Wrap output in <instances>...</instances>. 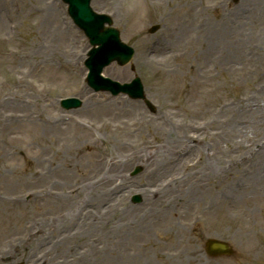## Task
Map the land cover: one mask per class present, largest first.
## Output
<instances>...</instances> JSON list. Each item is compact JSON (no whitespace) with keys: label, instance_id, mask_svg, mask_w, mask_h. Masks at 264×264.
Here are the masks:
<instances>
[{"label":"rangeland","instance_id":"1","mask_svg":"<svg viewBox=\"0 0 264 264\" xmlns=\"http://www.w3.org/2000/svg\"><path fill=\"white\" fill-rule=\"evenodd\" d=\"M50 8L54 15L45 27ZM92 8L109 15L136 50L129 66L113 63L103 75L121 84L139 77L156 110L87 86L84 61L91 46L60 0H0V264H16L20 256L19 264H264V162L241 161L252 144H236L238 135L229 129L244 126L254 149L264 146V114L247 106L264 108V0H93ZM155 25L161 28L152 35ZM218 53L229 56L230 65ZM65 98L82 106L65 111ZM137 114L165 116L168 140L184 142L186 135L211 127L220 134L215 145L213 132L205 133L210 139L183 145L205 151L214 146L223 154V176L199 181L197 171L178 169L149 182L154 166L139 161L124 165L120 174L113 169L107 179L113 213L108 201L97 205V196L75 198L71 189L100 171L82 155L86 148L143 150L148 129H130ZM231 160L238 166L229 167ZM137 167L144 171L132 178ZM178 177L211 191L192 197L189 185L162 184ZM154 187L161 194L153 200L132 202L140 195L136 190ZM127 207L134 210L124 216ZM94 216L105 224L95 225L89 220ZM130 219L142 223L131 228L125 224ZM42 226L43 234L30 235ZM36 236L46 239L33 241ZM208 239L228 242L235 255L209 257ZM63 243L73 247L65 258L59 252Z\"/></svg>","mask_w":264,"mask_h":264},{"label":"bare ground","instance_id":"2","mask_svg":"<svg viewBox=\"0 0 264 264\" xmlns=\"http://www.w3.org/2000/svg\"><path fill=\"white\" fill-rule=\"evenodd\" d=\"M54 15V10L52 8H50V13L48 12V16L46 17L45 20V27H48L49 25V19H52ZM207 49L209 51H213L214 47H207ZM229 55H230V51L228 49ZM218 58L222 61H224L227 65H230L229 62V56H223L222 53H218L217 54ZM232 58V57H231ZM233 61V58H232ZM261 96H264V93L261 94ZM258 94V97H261ZM251 103V102H249ZM98 106L99 105H103L104 101L98 100L97 102ZM241 106L240 110H241ZM245 106V105H243ZM248 108L250 109V112H260L261 114H264V108L261 107V105H259V103H256L255 106L256 108H253L251 106V104L247 105ZM245 108V107H243ZM255 109V110H253ZM109 110V108L107 109ZM242 112V111H241ZM99 113V112H98ZM97 113V115H98ZM236 114H238V112L236 111ZM246 114H248L249 116H254L253 114L249 113L246 111ZM124 120L127 118L126 115H123ZM147 119H149L150 121L148 122ZM233 122V121H232ZM136 123L137 125L131 126L130 129L132 130L134 127L137 128L136 132H143L144 130H146V128L149 131V136H150V140H148L145 144H143V150L140 151H136L133 153H129V154H122L120 153V151H118L117 153L112 152L109 148L105 149V148H99L97 147L95 148H86L83 152L82 155L87 158V160L92 163L95 164L96 166H98L100 168V171L91 179H88L87 182L83 185H81L80 187H73L71 190L76 191V196L75 198L82 200L83 197H91V196H97V198L95 199V201H97V205L99 204H105L106 208L108 209V213L110 214L111 212L113 213V205L110 204L111 199H112V191L111 190H105L104 187L107 186V179L111 178L113 176L112 173L113 169L115 171H117L116 173L120 174L123 172H120L121 169L124 168L126 164L128 163H133V162H139L141 161L143 164H146V167H149V165H153L154 167H152V169L150 170V173H148V176L146 177V179L151 182L152 180H154L155 178H158L160 176H166L169 172H176L178 169H181L180 172H183L184 170L188 171L187 173H189L190 171L193 172L195 174V171H197L196 176L197 179H199V181H203V180H207V178L217 181L219 178V176H223V174L225 173V162L223 161L224 158L223 154L219 153L217 149H214V146H209L208 148H206V151L204 149V147H199L196 146V152L194 151L195 149H191L188 148L187 146H184L183 143H187V142H195V140H199L200 137L201 138H207L210 139L209 137L211 136H207V133L213 132V129H211V127L208 128V130H206V134H200L197 135L194 133L192 134H188L186 135V137L183 138V141H179L178 139H171L169 136V140H168V121L166 119V117H162L158 120H154L152 118H146L143 114H137V118H136ZM57 125H59V122L57 123ZM62 126V125H61ZM213 128V127H212ZM232 128V133L234 135L237 134L238 138H236L235 143L236 144H252V147H247L244 148L246 150V153H244L243 155H241V161L244 162V158L246 159L247 162L252 161V160H256L258 159V163L261 160V162H264V146L262 148H260L259 150L254 149V147L256 148L257 146L252 143L253 139L252 137H250V132L244 128V126H240V128H235L233 125H229V129ZM128 129V128H127ZM126 129V130H127ZM127 133V131H125ZM252 133H253V128H252ZM206 136V137H205ZM212 136H214V138L210 141H213V145L216 144V142L218 141V139H220V134L216 135V132L212 133ZM261 141L256 142V144L260 143ZM235 144V145H236ZM141 149V147H138ZM111 151V152H110ZM189 151V152H188ZM189 154V156L184 157L185 154ZM212 153V154H211ZM209 155H212L209 156ZM153 156L154 159H159V163H155V161L153 160H149V158ZM204 158V159H203ZM153 161V162H152ZM230 162V166L229 167H233L234 166H238V162L237 161H229ZM67 168H75L73 165H70L69 163L66 164ZM190 170V171H189ZM193 174V176H194ZM99 177V178H98ZM256 176H251L248 179H255ZM96 180V181H93ZM164 182V181H163ZM107 183V184H106ZM162 184H165V187H174L175 185H189L188 186V190L186 191L187 193H189V196L192 197H196V196H203L206 192L211 191L208 189H205L204 191H201V189H197L196 185L198 186V184H196L195 182H189L188 180L185 183H182V180L175 178L173 179L172 182H164ZM202 184L199 185V187H201ZM167 188V190H168ZM139 189V188H136ZM140 190V189H139ZM135 191L136 193L140 194L143 196V199L147 202L150 200H153L155 197H157L159 194H161V190H159L158 188L153 189V191L148 190V188H142L141 191ZM159 190V191H158ZM71 194V191H70ZM164 194V193H163ZM72 195V194H71ZM170 196H174L176 199H178L179 197L177 196V193L175 194H171ZM69 198V197H68ZM161 200L160 202H163L165 200V195L160 197ZM174 198V199H175ZM85 199V198H84ZM158 202V205L159 203ZM99 203V204H98ZM150 204V203H149ZM79 206H82L80 203H78ZM100 206V205H99ZM126 206H123V208ZM154 207V203H152V209ZM202 209V208H201ZM124 210V216H129V213L133 212V208H125ZM202 211L204 212V210L202 209ZM112 216V215H111ZM96 219V220H94ZM124 219V218H123ZM122 219V220H123ZM90 221L94 222L95 225L101 226V224H105L103 223L104 218L101 217H96L94 216L93 220L89 219ZM121 220V221H122ZM120 221V222H121ZM142 223L141 221H137L136 219H130L128 221H126V225L130 226L131 228L133 226H135L138 223ZM43 230V226L41 228L38 229V232L36 234L33 235V233H31V236H35V235H39V234H43L42 232ZM32 237V238H33ZM31 238V239H32ZM41 236H39L33 240V241H37L38 242H44V238H41ZM30 239V240H31ZM29 240V239H28ZM29 240V242H30ZM60 255L65 258V254L69 253L73 250L72 245L67 244V243H63L60 247ZM21 255V253L19 254V256ZM23 256H20L18 258V260L16 261V264H19L20 261L22 260ZM1 261V258H0ZM66 263V261L64 260L63 262H61L60 264ZM41 264H47V262H41ZM51 264H59V262H54Z\"/></svg>","mask_w":264,"mask_h":264},{"label":"water","instance_id":"3","mask_svg":"<svg viewBox=\"0 0 264 264\" xmlns=\"http://www.w3.org/2000/svg\"><path fill=\"white\" fill-rule=\"evenodd\" d=\"M66 1L70 3L71 10L74 13L77 22H79L81 26L88 32L92 42L95 45L100 46V49L94 51L92 54L94 65L98 66L99 71H101L106 64H109L115 60L118 61L119 65L121 66L126 65V63L129 61V52L127 48L120 45L118 32L113 29H106L103 27L105 21L101 19V17L95 15L90 9L89 5L91 0ZM107 44H110V47H105ZM103 48L106 50L104 54L101 52ZM97 53H99V57L97 56ZM103 61L107 62L104 63ZM98 79L99 75H97L96 79H94V83L102 85L100 89H105L106 87H104V85L114 88L119 87V85L112 83L111 81L104 79L98 81ZM121 90L126 91L127 86L122 87ZM139 95L140 94H138V96ZM66 105L69 108L77 107L79 103L76 101H68ZM209 246L212 248V252L214 251L215 254H230L228 245L224 243L210 241Z\"/></svg>","mask_w":264,"mask_h":264}]
</instances>
